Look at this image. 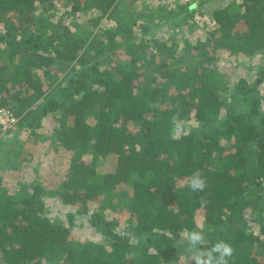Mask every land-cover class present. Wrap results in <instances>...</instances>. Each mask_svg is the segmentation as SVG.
<instances>
[{
	"label": "trees",
	"instance_id": "16d2710c",
	"mask_svg": "<svg viewBox=\"0 0 264 264\" xmlns=\"http://www.w3.org/2000/svg\"><path fill=\"white\" fill-rule=\"evenodd\" d=\"M137 1L65 0L71 13L95 8L94 27L116 21L94 34L52 24V0H0V102L21 97L4 165L11 154L19 168L32 162L34 148L69 158L55 191L37 176L17 185L0 176V264H179L191 258L185 229L203 234V249L228 242L229 264H264V0L199 14L207 36L184 48L143 36L148 23L138 35L140 19L170 22L177 12ZM120 48L125 60L102 68ZM221 55L260 58L254 81L230 89ZM53 64L50 82L35 73ZM99 159L115 169L99 173ZM195 171L207 180L202 192L188 186ZM50 197L68 205V224L51 216ZM74 217L98 238L74 245Z\"/></svg>",
	"mask_w": 264,
	"mask_h": 264
},
{
	"label": "rangeland",
	"instance_id": "374dc122",
	"mask_svg": "<svg viewBox=\"0 0 264 264\" xmlns=\"http://www.w3.org/2000/svg\"><path fill=\"white\" fill-rule=\"evenodd\" d=\"M122 1L124 4L121 7L126 9L125 4H130V0ZM143 1L146 3L147 8L150 10L151 7H163L168 10H175L177 12V17L174 16V18L171 19L170 22H160L158 24L150 23L144 21L143 19H140L134 27L135 32L139 35V33L137 32L138 28L141 27L142 23H148L150 30L147 33L142 34L143 36L148 35L152 39H156L162 42H169L173 44L178 43L179 48H184L187 43L190 45H194L200 38L203 39L207 36L206 28L204 26V23L202 22V19H199L200 17H197L199 14L208 13L205 17L206 20L207 17L210 18V12L217 4L224 5L232 2L233 0H208L209 2H206V0H139L137 1L136 5L139 6ZM202 1H205V4L203 6L200 5ZM46 5L48 6L49 3H47ZM51 5L53 9L56 8V13L52 12L53 9H50L48 12L50 14H56L55 16L51 15L52 24L58 26H68L71 30L77 33L79 31H92L94 34H96L102 32V30L104 31L110 27H115L117 25L116 21L104 17L100 21V23L96 25V27H94L92 20L97 19L99 17V13L96 11L95 8L79 11L77 13H71V5L67 2L65 3V0H52ZM189 8L191 10L197 11V13L194 17V20L189 19L187 21L184 19V16H186ZM42 10L43 8L40 9V12ZM60 19H62L61 24L59 23ZM125 58L126 57L123 48L117 49L105 57V60L102 63V68H110L111 66L122 62L123 60H125ZM219 65L226 73H228L229 87L230 89H233V87L240 81V79H247L248 82L254 81L256 71L260 66V58L254 60H245L238 63L234 62L233 59H231L230 57L227 59V57L221 55ZM56 70V65L53 64L47 70V72L51 73L50 76H47V72L45 74H42L40 71H36L35 73L42 79H45L47 82H50V80L47 78L53 76ZM66 72V70H60V74L58 76L63 78V75ZM16 92L17 90H14L7 97L4 94L5 102H0V105L8 109H12L17 106L21 97ZM229 93L230 92L223 93V96L227 97ZM15 137H17V129L3 137L2 142L0 143V176L5 177L4 180H6V183L8 185L21 184L24 180V183H27L34 180L37 176L38 180L45 186L46 189L53 191L58 190L61 185L62 179L67 176L69 168V158L66 157V159L64 160H58L57 157L53 156L54 154H49L51 155V158H48L45 154L40 152L39 149L34 148L30 152L32 155V162H24L19 168L18 165L20 163V158L16 159L14 155L11 154L8 163L4 165L5 156L7 155L6 158H8L9 154L3 151H5V147L10 146V144L15 140ZM24 139L26 138L23 137V140ZM34 143H37L36 148H39L40 139L34 141ZM40 154L42 155L40 156ZM22 156H27V154H25L23 151L21 157ZM8 168L12 170H9ZM114 169L115 164L111 160L99 159L97 162V171H99V173L110 172ZM26 179H28V181H26ZM56 199L57 198L52 197L48 199L49 207L51 209V216L56 217L60 221L68 224V216L72 211L66 203H60ZM93 206L94 205H92L90 208L91 211H94L96 208V205L94 207ZM74 223L75 226L72 228L71 231V239L73 240L72 243L74 245H78L79 243H85L88 240H94L98 238L92 230L86 229V224L83 223L80 218L74 217ZM197 223L200 226L203 225V220H201L200 214H198ZM191 258L188 255H182V260L179 264H189Z\"/></svg>",
	"mask_w": 264,
	"mask_h": 264
},
{
	"label": "clouds",
	"instance_id": "9594fccd",
	"mask_svg": "<svg viewBox=\"0 0 264 264\" xmlns=\"http://www.w3.org/2000/svg\"><path fill=\"white\" fill-rule=\"evenodd\" d=\"M189 188L193 192H202L207 187V180L199 171H195L189 177ZM191 252L195 264H229L234 255L233 247L226 241H217L210 249L200 247L204 243L203 234L200 231H189L185 229L181 234Z\"/></svg>",
	"mask_w": 264,
	"mask_h": 264
},
{
	"label": "built area",
	"instance_id": "2783aa9c",
	"mask_svg": "<svg viewBox=\"0 0 264 264\" xmlns=\"http://www.w3.org/2000/svg\"><path fill=\"white\" fill-rule=\"evenodd\" d=\"M19 123V118L14 112L0 105V140L14 131Z\"/></svg>",
	"mask_w": 264,
	"mask_h": 264
}]
</instances>
